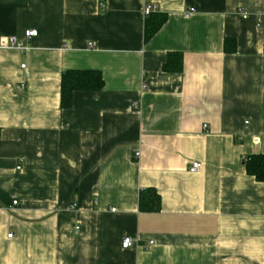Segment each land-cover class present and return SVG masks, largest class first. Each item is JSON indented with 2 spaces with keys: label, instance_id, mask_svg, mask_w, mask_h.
I'll return each instance as SVG.
<instances>
[{
  "label": "crops",
  "instance_id": "obj_1",
  "mask_svg": "<svg viewBox=\"0 0 264 264\" xmlns=\"http://www.w3.org/2000/svg\"><path fill=\"white\" fill-rule=\"evenodd\" d=\"M147 4L166 20L145 39ZM263 17L264 0H0V264H264L244 167L264 153ZM68 69L104 84L62 107Z\"/></svg>",
  "mask_w": 264,
  "mask_h": 264
},
{
  "label": "trees",
  "instance_id": "obj_2",
  "mask_svg": "<svg viewBox=\"0 0 264 264\" xmlns=\"http://www.w3.org/2000/svg\"><path fill=\"white\" fill-rule=\"evenodd\" d=\"M166 15L151 12L145 18L144 37H151L165 22ZM264 27V17L262 19ZM235 40L226 38L224 50L234 52ZM168 72H180L183 67L182 55L178 52H170L162 65ZM104 84L101 72L95 69H68L61 74L60 78V105L68 107L72 101V95L77 90L95 91L102 88ZM244 167L248 174L254 176L258 181L264 180V153L248 155L244 159ZM139 209L141 211H157L160 205V197L156 190L146 188L139 193Z\"/></svg>",
  "mask_w": 264,
  "mask_h": 264
},
{
  "label": "built area",
  "instance_id": "obj_3",
  "mask_svg": "<svg viewBox=\"0 0 264 264\" xmlns=\"http://www.w3.org/2000/svg\"><path fill=\"white\" fill-rule=\"evenodd\" d=\"M153 10H154V6L147 4V5L145 6V8H144V13H145V14H149V13H151ZM192 11H193V9L188 10V13H187V14L191 13ZM243 16L246 17V16H247V13H246V12L243 13ZM35 34H36V30H35V29H32V30H26V31L24 32V37H25V38H29L30 36L35 35ZM3 43H4V44H8V45H10V46H12V47H16V48H21V49H22V48H25V42H24L23 40L17 39V38L14 37V36H10L9 38H7V40H4ZM21 66H24V65L22 64ZM134 105H136V104H134ZM204 127H205V124H204ZM139 154H140L139 151H136V152L134 153V156H135V157H138ZM200 166H201L200 162H198V161H192V162L190 163V166L188 167V171H189V172H197V171L200 169ZM18 168H19V167H18ZM12 204H16V201H13ZM73 208H74V204H72V205L69 206V209H73ZM74 228H75L76 230H78V226H75ZM11 235H12V234L9 233L7 236H8V237H11ZM132 242H133L132 237H130V236H126V237L123 238V240H122V242H121V246H122L123 248H126V247L130 246V245L132 244Z\"/></svg>",
  "mask_w": 264,
  "mask_h": 264
}]
</instances>
